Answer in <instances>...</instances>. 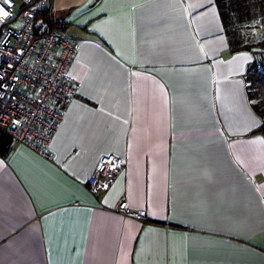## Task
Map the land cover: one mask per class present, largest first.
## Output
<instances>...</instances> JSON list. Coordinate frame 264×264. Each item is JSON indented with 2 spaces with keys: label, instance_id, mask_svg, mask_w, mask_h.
I'll return each mask as SVG.
<instances>
[{
  "label": "crops",
  "instance_id": "1",
  "mask_svg": "<svg viewBox=\"0 0 264 264\" xmlns=\"http://www.w3.org/2000/svg\"><path fill=\"white\" fill-rule=\"evenodd\" d=\"M56 9L59 16L53 14ZM79 83L48 156L0 159V264H264V136L251 51L215 0H51ZM124 163L86 188L101 157ZM121 200L141 222L116 212Z\"/></svg>",
  "mask_w": 264,
  "mask_h": 264
},
{
  "label": "built area",
  "instance_id": "2",
  "mask_svg": "<svg viewBox=\"0 0 264 264\" xmlns=\"http://www.w3.org/2000/svg\"><path fill=\"white\" fill-rule=\"evenodd\" d=\"M51 0H12L10 15L0 24V159L7 161L16 144L48 156L53 134L65 107L79 90L68 67L78 47L66 26L38 25L39 14L49 11ZM248 88V83H246ZM124 163L105 155L86 181L96 194L112 183ZM116 212L146 222V211L132 210L121 200Z\"/></svg>",
  "mask_w": 264,
  "mask_h": 264
},
{
  "label": "trees",
  "instance_id": "3",
  "mask_svg": "<svg viewBox=\"0 0 264 264\" xmlns=\"http://www.w3.org/2000/svg\"><path fill=\"white\" fill-rule=\"evenodd\" d=\"M218 7L231 52L251 51L254 59L247 70L248 95L252 106L261 118L257 132L264 136V38L261 41L244 43L240 26L257 17L264 23V12L261 7L264 0H215ZM50 11L39 14L38 25L52 21ZM54 21V20H53ZM58 24V21H54Z\"/></svg>",
  "mask_w": 264,
  "mask_h": 264
},
{
  "label": "rangeland",
  "instance_id": "4",
  "mask_svg": "<svg viewBox=\"0 0 264 264\" xmlns=\"http://www.w3.org/2000/svg\"><path fill=\"white\" fill-rule=\"evenodd\" d=\"M56 11L57 10L54 9L53 14L57 18L59 13ZM261 12H264V5L261 7ZM259 20V18L255 17L251 21L240 26L241 38L244 43L257 42L264 38V23H261Z\"/></svg>",
  "mask_w": 264,
  "mask_h": 264
},
{
  "label": "snow or ice",
  "instance_id": "5",
  "mask_svg": "<svg viewBox=\"0 0 264 264\" xmlns=\"http://www.w3.org/2000/svg\"><path fill=\"white\" fill-rule=\"evenodd\" d=\"M11 3L12 0H0V24L4 23L10 15L8 8H5L4 5H8L10 8Z\"/></svg>",
  "mask_w": 264,
  "mask_h": 264
}]
</instances>
